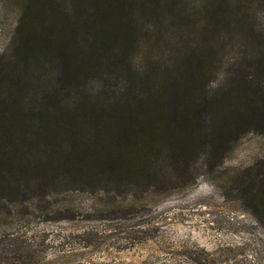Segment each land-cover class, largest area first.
I'll return each instance as SVG.
<instances>
[{"label":"rangeland","instance_id":"1","mask_svg":"<svg viewBox=\"0 0 264 264\" xmlns=\"http://www.w3.org/2000/svg\"><path fill=\"white\" fill-rule=\"evenodd\" d=\"M80 1L55 20L45 38L61 56L71 42L69 51L81 56V65L69 60L77 76L68 80L85 108L96 104L104 118H130L121 100L127 87L144 79L164 83L158 69L150 68L160 60L154 55L165 48L181 52L191 39L173 36L110 58L101 21L114 24L108 18L112 0H101L98 11L84 10ZM245 4L248 36L259 32L264 39V0ZM43 9L58 16L50 0H0V57L37 51L32 24ZM194 13L189 4L184 17ZM244 40L234 35L216 44L210 67L186 64L194 93L207 105L199 106L177 144L181 157L161 166L159 182L150 185L127 172L117 179L77 172L42 184L40 191L27 181L23 200L0 201V264H264V73L244 65L251 53ZM179 74L173 79L183 78ZM149 119L157 126L169 120ZM113 128L120 133L123 124L115 120Z\"/></svg>","mask_w":264,"mask_h":264},{"label":"trees","instance_id":"2","mask_svg":"<svg viewBox=\"0 0 264 264\" xmlns=\"http://www.w3.org/2000/svg\"><path fill=\"white\" fill-rule=\"evenodd\" d=\"M77 1L50 0L58 16L51 11L47 15L43 9L42 17L32 24L37 51L0 57V201L10 202L17 196L23 200L26 192L22 188L29 180L41 191L42 184L77 172L85 177H118L127 172L150 185L157 183L161 166L181 157L177 144L192 128L196 110L207 105L204 97L194 93L197 87L185 70L189 62L198 68L212 66L218 55L216 44L238 35L246 38L243 42L251 52L244 65L264 73V39L259 32L248 36L251 26L245 24L250 22L245 4L249 0H222V4L218 0L217 6L215 0H112L108 18L114 24L101 21L111 44L108 57L118 60L126 53L124 48L146 47L160 40L167 43L173 36L186 35L191 45L181 52L157 51L154 56L160 60L151 61L150 68L156 67L160 79L171 78V82H132L121 97L128 103L124 107L130 110V118L119 119L116 113L114 118H104L96 104L85 108L79 89L68 80L69 74L77 76L69 68V60L76 62L81 57L69 51L72 42L64 50L67 55L61 56L62 51L52 50L51 39L44 35ZM79 4L84 10L89 6L101 9V0H81ZM189 4L195 13L186 20ZM17 39L18 34L13 45ZM179 73L183 78L173 79ZM244 84L251 86L250 82ZM134 100L140 101L136 107L129 104ZM164 117L169 120L158 126L149 119ZM115 120L123 124L120 133L113 128ZM62 144L68 148L62 149Z\"/></svg>","mask_w":264,"mask_h":264}]
</instances>
